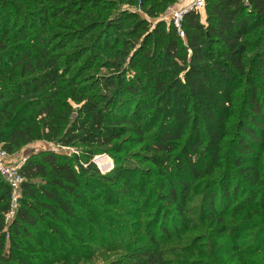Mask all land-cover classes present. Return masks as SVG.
I'll return each instance as SVG.
<instances>
[{
  "label": "trees",
  "instance_id": "16d2710c",
  "mask_svg": "<svg viewBox=\"0 0 264 264\" xmlns=\"http://www.w3.org/2000/svg\"><path fill=\"white\" fill-rule=\"evenodd\" d=\"M48 1L67 5L65 20L88 8L86 1L0 0V152L14 156L36 142L76 152L48 149L25 158L9 223L11 192L0 176V264H71L93 247L125 251L129 264H187L194 243L179 241L165 258L154 237L178 238L195 229V218L205 224V239H218L214 249L231 241L224 253L236 264L258 255L264 0H205L202 13L183 14L182 37L171 21L149 30L129 15L130 30L95 39L94 47L111 56V73L95 84L80 78L92 65L81 62L85 50H67L100 22L48 42ZM100 1L88 3L100 9ZM143 2L147 15L158 18L178 0ZM38 4L36 13L29 10ZM99 154L113 157L109 173L93 163ZM253 213L261 217L252 220ZM245 233H251L247 246L239 248ZM196 249L209 264H221L214 250Z\"/></svg>",
  "mask_w": 264,
  "mask_h": 264
},
{
  "label": "rangeland",
  "instance_id": "374dc122",
  "mask_svg": "<svg viewBox=\"0 0 264 264\" xmlns=\"http://www.w3.org/2000/svg\"><path fill=\"white\" fill-rule=\"evenodd\" d=\"M45 1V0H44ZM66 3H75L78 1L80 3L81 1H86L87 3L85 6H88L83 8L80 14H76L78 8L73 11V13L68 16L67 20L64 19V15L68 11L67 5L66 4H52L50 1L46 2V6L48 8V15L47 16H52L51 20V25L47 27L48 34L46 36L48 42H58L59 43V38L63 36L64 34H67V30L71 29L76 30L79 26L87 24L86 22H90L88 26H92L96 23H99L101 27H98V29L94 30L93 33H87L85 37H83L82 40H76L73 42L70 48H68V52H71L75 50V48H80L82 50H85V55L82 58L81 62H86V66H89L90 63H92L91 67H84L87 68V70H84L80 78H82L83 81H86V84H95L99 81V79L108 76L111 71L109 66L111 56L109 55L108 52H100L98 49L94 47V42L95 39L98 37V35H101V32L106 31L109 32L108 34L110 35H119L118 31L123 30L124 27L126 30H130V25L128 26L129 22V15H134L139 18L141 21H144V24L149 30H152L153 26L159 22H170V9H177L178 4L184 3L185 5H189L191 0H178L177 4L172 5L166 13L158 18H150L147 13L145 12L147 5L144 4L143 0H101L102 2V7L100 9H94L92 8V4L88 3V0H65ZM90 4V5H89ZM38 4L33 9H29L33 12H37L38 10ZM43 6V4L41 5ZM78 7V6H77ZM72 8V7H70ZM107 9L106 11H104ZM121 14V16H124L120 19H118L116 22L112 21L115 16V14ZM85 18V20H84ZM112 21V23H109ZM111 24V25H110ZM111 26V28H109ZM100 30V31H99ZM123 32V31H122ZM127 34V33H125ZM129 38V39H128ZM120 39L124 40H131L133 41L134 39L132 37H124V35H120ZM142 38L139 39L141 42ZM136 48H138L139 43ZM57 46V45H56ZM116 46V45H114ZM86 60V61H85ZM81 68V69H84ZM138 68L132 69V71L128 72L126 77H132L134 72H137ZM53 150L56 152L64 153V154H71L76 152L74 149H67V148H59L55 146L54 144L47 143V142H36L31 145L25 146L19 153L16 155L12 156L11 161L14 165H17L20 163L21 160H25V158L31 154L37 153L42 150ZM132 152V149H127ZM134 151H138V149H134ZM100 157L98 159V164L96 165L97 169L101 174H106L109 173L114 166V159L112 156L107 155V154H99L95 156L94 158ZM93 158V159H94ZM142 168H148L147 165H144ZM202 189V186L198 187V191L200 192ZM155 197V196H154ZM199 194L197 193L194 196L195 200L198 199ZM152 203L156 204L158 201L156 198H152L150 200ZM149 202V203H151ZM153 204L152 209H150L151 212H154L155 205ZM196 207V212H198V205H194ZM261 217L259 213H253L252 214V220L255 218ZM245 222L248 220V217L244 219ZM204 223H199V221L195 218L194 219V225L193 228L194 230H187V231H181L180 237L178 238H172L169 241H166V239H161L159 238V232H155V239L157 240L156 246H153L158 249V251L165 253L163 257L165 258H172L168 255L169 252H175L179 247V241H187L188 243L190 242L191 244L194 243V249L192 250V256L188 257L187 264H191L192 262H196V264H209L208 261L203 259V256L199 255V251L196 248H200V252L203 253H210L212 250H214L217 253V259L221 261V264H236L234 260H231L229 256L231 254H225L224 252H227V250L231 247L232 243L230 240H225L226 242H223L219 245H217L214 249L213 244L218 242V239L215 237L211 238H206L205 236L202 235V230L201 227H204ZM215 233V231H214ZM248 234L251 233H245L243 235V239L241 242H239V248H241L244 244V247L247 246V239H248ZM252 234L254 232L252 231ZM248 236V237H247ZM102 237L105 238H110L111 236L109 235H102ZM252 240V239H251ZM250 240V241H251ZM126 242V239H125ZM182 246L184 243L181 244ZM96 246V245H93ZM243 247V248H244ZM261 252L258 253V255H253L251 257H248L243 264H264V241L261 243ZM84 254L85 257L84 259H80L76 261L75 263L71 264H129V261L127 257L125 256V251H120L117 249H102L98 247H93L91 249H84ZM93 254V255H92ZM186 257V256H185ZM230 259V260H229Z\"/></svg>",
  "mask_w": 264,
  "mask_h": 264
},
{
  "label": "built area",
  "instance_id": "2783aa9c",
  "mask_svg": "<svg viewBox=\"0 0 264 264\" xmlns=\"http://www.w3.org/2000/svg\"><path fill=\"white\" fill-rule=\"evenodd\" d=\"M205 7V0H191L190 4L184 9H170V21L177 29L178 34L182 37L183 33L180 30V22L182 16L187 11H196L202 13ZM12 156L0 152V176L6 182L10 188V209L5 215V222L9 223L15 216V212L18 206V199L21 194V186L23 184V178L19 173V167L24 162L21 160L19 164L14 165L11 161Z\"/></svg>",
  "mask_w": 264,
  "mask_h": 264
},
{
  "label": "crops",
  "instance_id": "0c3cea01",
  "mask_svg": "<svg viewBox=\"0 0 264 264\" xmlns=\"http://www.w3.org/2000/svg\"><path fill=\"white\" fill-rule=\"evenodd\" d=\"M177 6H178L177 9H180V10L184 9L185 7H187V5H185L184 3L178 4Z\"/></svg>",
  "mask_w": 264,
  "mask_h": 264
},
{
  "label": "water",
  "instance_id": "95a60500",
  "mask_svg": "<svg viewBox=\"0 0 264 264\" xmlns=\"http://www.w3.org/2000/svg\"><path fill=\"white\" fill-rule=\"evenodd\" d=\"M99 158H100V157L94 158V159H93V163L97 165L96 160L99 159Z\"/></svg>",
  "mask_w": 264,
  "mask_h": 264
},
{
  "label": "bare ground",
  "instance_id": "6f19581e",
  "mask_svg": "<svg viewBox=\"0 0 264 264\" xmlns=\"http://www.w3.org/2000/svg\"><path fill=\"white\" fill-rule=\"evenodd\" d=\"M97 164H98V159L96 160Z\"/></svg>",
  "mask_w": 264,
  "mask_h": 264
}]
</instances>
